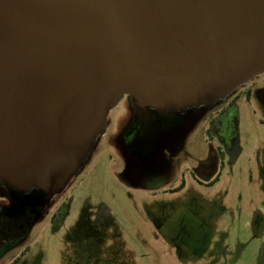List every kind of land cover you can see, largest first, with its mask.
<instances>
[{
	"label": "water",
	"instance_id": "1",
	"mask_svg": "<svg viewBox=\"0 0 264 264\" xmlns=\"http://www.w3.org/2000/svg\"><path fill=\"white\" fill-rule=\"evenodd\" d=\"M264 72V0H0V188L60 195L128 96L211 106Z\"/></svg>",
	"mask_w": 264,
	"mask_h": 264
},
{
	"label": "rangeland",
	"instance_id": "2",
	"mask_svg": "<svg viewBox=\"0 0 264 264\" xmlns=\"http://www.w3.org/2000/svg\"><path fill=\"white\" fill-rule=\"evenodd\" d=\"M262 91L264 73L221 102L230 109L219 123L188 120L174 140L146 127L130 139L145 145L134 162L120 154L132 113L124 96L79 172L0 264H264ZM211 150L222 151L219 178L198 184L191 171ZM7 196L0 189V209L17 211Z\"/></svg>",
	"mask_w": 264,
	"mask_h": 264
},
{
	"label": "flooded vegetation",
	"instance_id": "3",
	"mask_svg": "<svg viewBox=\"0 0 264 264\" xmlns=\"http://www.w3.org/2000/svg\"><path fill=\"white\" fill-rule=\"evenodd\" d=\"M264 73V72H263ZM257 77V76H256ZM255 77V78H256ZM253 80V79H252ZM252 80L250 82H252ZM248 82V83H250ZM248 83L238 87L235 89L229 96L226 98L219 100L215 104L211 106H200V107H192L187 108L181 111H173L168 110L164 112H157L152 109L146 108L143 112L135 113L131 106V118L128 126V131L124 133V136L122 138L121 143V152L120 154L122 156H125L129 158L130 161L134 162V159L138 158L140 156V153L142 152L145 145H142L141 142H131L130 139L132 136L135 138H140L142 136L143 130L148 127L152 126L154 124H158V126H162L165 130V132L170 134V137L174 140L176 139L179 134L176 132L178 128L182 127L185 122L190 120V124H197L201 119H208L210 120V123L214 124L223 116V113L230 109V107L227 105L222 106V103L225 99L228 97H233L235 100H238V96L235 95V93L241 89H243ZM247 100L251 99L252 92L247 91ZM260 100L264 104V91L259 93ZM128 99H132L127 96ZM221 104V105H220ZM214 106H219V108L215 109L213 112L209 113L210 109H212ZM209 117V118H208ZM167 145H162L160 149H165ZM167 149V148H166ZM181 152V148H177L175 151H173V155H177ZM211 154L209 155L208 159L206 161L198 163L192 171L191 176L195 179V181L200 184L203 181L202 179L209 178L212 179V177L215 178V180L211 182H204L205 184L212 185L218 178L219 174L218 168L221 167V163H218V158L221 157L220 150L216 153L214 150H211ZM262 176L264 178V168L262 171ZM202 181V182H201ZM203 183V184H204ZM184 188V182H182L179 186L176 188H168V192H180ZM1 189V188H0ZM10 203L12 206L17 207V211L9 210L11 208H2L0 209V258L2 256L3 250L12 244L16 243L18 240H20L26 233L29 232V230L32 227V224L37 220L38 216L40 215V212L46 208H36V207H25L20 208L18 207L8 196ZM51 202V201H50ZM49 202V203H50ZM10 264H15V260L12 261Z\"/></svg>",
	"mask_w": 264,
	"mask_h": 264
}]
</instances>
